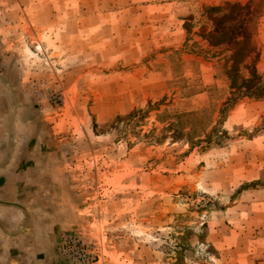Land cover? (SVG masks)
Returning a JSON list of instances; mask_svg holds the SVG:
<instances>
[{"label": "rangeland", "instance_id": "obj_1", "mask_svg": "<svg viewBox=\"0 0 264 264\" xmlns=\"http://www.w3.org/2000/svg\"><path fill=\"white\" fill-rule=\"evenodd\" d=\"M225 2L247 8L208 20ZM239 24L264 84V0H0V118L21 114L0 164L43 169L63 264L62 233L89 264H264V93L227 102L223 70Z\"/></svg>", "mask_w": 264, "mask_h": 264}, {"label": "crops", "instance_id": "obj_2", "mask_svg": "<svg viewBox=\"0 0 264 264\" xmlns=\"http://www.w3.org/2000/svg\"><path fill=\"white\" fill-rule=\"evenodd\" d=\"M1 42L0 73L4 75L10 56L2 46L8 37L1 35ZM11 84L8 83L10 89L0 86V97L4 92L14 93ZM13 101L6 102L5 113L0 118V155L3 156L19 139L16 125L21 124V114L16 105L20 103ZM42 171L36 164H0V264H63L56 245L57 231L66 222L50 203V197L40 192L43 182L37 177Z\"/></svg>", "mask_w": 264, "mask_h": 264}, {"label": "trees", "instance_id": "obj_3", "mask_svg": "<svg viewBox=\"0 0 264 264\" xmlns=\"http://www.w3.org/2000/svg\"><path fill=\"white\" fill-rule=\"evenodd\" d=\"M247 8V4H239V3H229L225 2L224 6L221 5H212L207 6L204 9V13L207 16V19L211 22L214 21V18H224V19H238V17L245 12ZM240 25V24H239ZM225 26L217 27L213 25L210 27L204 35H208L209 32L220 33L224 30ZM188 31V30H187ZM208 44H211V39L207 40ZM247 43V36L246 31L242 25L240 27H236L229 29V33L225 38V44L229 46L233 44V50L228 55V58L225 62L229 61L228 67L224 70L226 78L228 79V87L230 97L227 99L234 100L235 98L239 97H249L253 99H260L264 93V84L262 83L261 77L256 73L254 66H250L249 68L244 67L243 69L247 70V75H243L240 71V68L243 67L242 62L243 60H239V55L241 49H244L245 44ZM244 56H248L247 52L244 51ZM226 102V101H225ZM226 103H223L225 105ZM222 109V108H221ZM189 135V134H186ZM208 135V134H207ZM205 142L209 143L210 139L207 136Z\"/></svg>", "mask_w": 264, "mask_h": 264}, {"label": "built area", "instance_id": "obj_4", "mask_svg": "<svg viewBox=\"0 0 264 264\" xmlns=\"http://www.w3.org/2000/svg\"><path fill=\"white\" fill-rule=\"evenodd\" d=\"M78 244H79L78 239L75 237L73 233H62L59 236V243H58V251L60 256L67 258V254H68V257H72V252H75L76 256L72 257V260H74V264H89L88 257L85 256L83 253H80ZM77 258L79 260H77Z\"/></svg>", "mask_w": 264, "mask_h": 264}]
</instances>
